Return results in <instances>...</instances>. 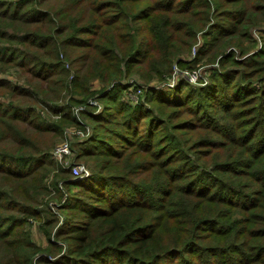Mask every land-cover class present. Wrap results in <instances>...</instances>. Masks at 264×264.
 Wrapping results in <instances>:
<instances>
[{"label":"trees","instance_id":"trees-1","mask_svg":"<svg viewBox=\"0 0 264 264\" xmlns=\"http://www.w3.org/2000/svg\"><path fill=\"white\" fill-rule=\"evenodd\" d=\"M263 27L264 0H0V264H264ZM194 45L207 84L165 87ZM71 126L87 176L51 156Z\"/></svg>","mask_w":264,"mask_h":264},{"label":"rangeland","instance_id":"rangeland-1","mask_svg":"<svg viewBox=\"0 0 264 264\" xmlns=\"http://www.w3.org/2000/svg\"><path fill=\"white\" fill-rule=\"evenodd\" d=\"M259 30L263 31L264 27L260 28ZM252 32L254 35L257 36V32H255L254 30ZM199 40L201 41V38H199ZM261 41H264V40L261 39L260 44H261ZM195 57H196V53L193 55L191 49H190L189 53L185 54V61L189 62L190 69L189 68L179 69L177 64H174L173 65L174 75L166 80V82L164 83L165 87H167V85L175 86L181 80H186L191 85H194V86L206 85L207 84L206 81L209 80L207 78V76L210 74V72H211L210 68L214 63H207V60H209V59L203 55L200 56L201 59L199 61H196ZM183 59H184V56H183ZM214 65H217V64H214ZM0 77H2V76L0 75ZM21 81H23L22 78H21ZM131 81H133V80L131 79ZM199 82H200V84H199ZM133 83H135V85H137L136 88L130 87L128 90L124 91V93L122 94V98L131 101L132 104L143 103L144 102L143 96H142L143 88L139 82H133ZM166 83H167V85H166ZM95 85H96V83L93 84V86H95ZM138 87L141 88V90H142L141 92L138 90L134 91ZM92 102H93V105L96 104L95 101H92ZM75 108L77 109L78 107H75ZM97 108H98L97 110H99L101 108L99 103H97ZM89 127L90 126H88L87 128H84V129L82 127H74V126L66 128L63 137L61 139H59L55 145V147H56L57 145H59L62 142L67 143L70 155L66 158V161L68 163H72V164H75V163L81 164L79 166L84 168L83 169V171H84L83 175H85V176L89 175L90 168L84 162L75 161L73 158V153H75V149L78 147L77 144L89 136V134H90ZM80 177H82V176H80ZM44 200L45 199H43V201ZM55 202L56 201L51 202L50 204L57 205ZM31 236H32L33 241H35L37 244H39V245L45 244V237L41 233V231H39V229L37 228L36 223H32V225H31Z\"/></svg>","mask_w":264,"mask_h":264},{"label":"built area","instance_id":"built-area-1","mask_svg":"<svg viewBox=\"0 0 264 264\" xmlns=\"http://www.w3.org/2000/svg\"><path fill=\"white\" fill-rule=\"evenodd\" d=\"M191 51L193 53V55L196 53V45L192 46L191 48ZM167 85V83H166ZM140 91L141 92V88L138 87L136 90L134 91ZM69 148H68V145L66 142H62L60 143L59 145H57L56 147H54L52 149V152H51V156L54 160L56 161H59V162H63L64 164H68V162L66 161V158L69 156ZM81 164H74L71 168L72 170V174L75 176V177H80V176H85L83 175L84 171L81 166H79Z\"/></svg>","mask_w":264,"mask_h":264}]
</instances>
